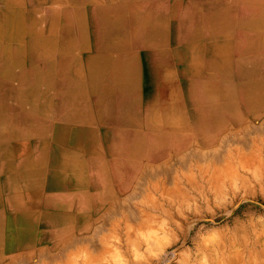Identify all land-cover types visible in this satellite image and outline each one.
Segmentation results:
<instances>
[{
  "label": "crops",
  "instance_id": "obj_1",
  "mask_svg": "<svg viewBox=\"0 0 264 264\" xmlns=\"http://www.w3.org/2000/svg\"><path fill=\"white\" fill-rule=\"evenodd\" d=\"M188 1L186 25L185 0H0V107L17 96L0 120V264L126 197L139 152L231 138L238 110H264V0ZM26 45L39 61L19 88Z\"/></svg>",
  "mask_w": 264,
  "mask_h": 264
},
{
  "label": "rangeland",
  "instance_id": "obj_2",
  "mask_svg": "<svg viewBox=\"0 0 264 264\" xmlns=\"http://www.w3.org/2000/svg\"><path fill=\"white\" fill-rule=\"evenodd\" d=\"M187 2L186 25L192 9ZM31 48L26 45L27 80L19 88H30L32 68L39 61L33 59ZM46 55L55 57L54 52ZM236 113L249 124V132L237 133L238 137L264 140V110ZM262 161L248 173V188L240 189L239 180L232 178L200 193L188 188L180 195L152 190L144 203L139 196L136 201L129 197L126 203L131 204L124 202L122 212L96 215L95 227L68 234L67 244L63 241L54 248L43 244L2 264H264V154Z\"/></svg>",
  "mask_w": 264,
  "mask_h": 264
},
{
  "label": "bare ground",
  "instance_id": "obj_3",
  "mask_svg": "<svg viewBox=\"0 0 264 264\" xmlns=\"http://www.w3.org/2000/svg\"><path fill=\"white\" fill-rule=\"evenodd\" d=\"M222 14H224V13H222ZM201 25H202V23H201ZM214 26H215V24H214ZM210 27H212V26H210ZM196 32H195V34H196ZM194 36H196V35H194ZM204 37H207V36L205 35ZM6 53H8V52H6ZM0 58H1V56H0ZM7 93H9V100H10L9 108H8V110H6L5 108L0 107V120H3V118L6 116L7 113H8V115H11L12 112H14V110L11 106V103L15 102L17 100L16 93L14 91H10ZM3 94H6V93L3 92ZM1 99L7 100L4 95H3V98H1ZM33 113H34V111H33ZM165 117H166V115H165ZM154 121H156V120H154ZM159 124L161 125V123H159ZM248 127H249V124H247L245 126H241L232 134L231 138H229L230 136H224V137H221L220 139H217V140L216 139H213V140L212 139H204V138H201L199 141H196V140H188L187 141L186 140L185 143L183 144V149H182L183 151L180 150L179 152L176 150H174L173 152L171 150H169L168 153H166L163 150L166 143H163V145H162L163 149H160V152L152 151V153H141V154L139 152L137 155V159L144 161V164H141L140 161L137 160V164L135 165V167H136L135 168V170H136L135 181L131 184L130 188H125V192L127 189V192H126L127 196L126 197H120L121 198L120 200H115V201L112 200V197H111L110 202H108V200H106L107 203H105L103 206L95 207V206H92L89 204V209H90L89 215H90V217L85 218V219L83 217L79 218L76 221H72L73 222L72 226L64 224L59 229H56V231L53 232L51 235V238H52L51 240H53V241L50 244H48L47 246H51L54 248V246H57L59 243L65 241L64 238L71 231H77L78 229L83 228L84 233H85V231L91 229L92 226L95 227L94 217L96 215L101 214L104 217V215L108 216L109 214H113L115 212L116 213L122 212V209H121V207L123 206L122 204L124 202L126 203L127 198L132 197L133 201H136L137 196H139V198H141L139 200V202H143V198H147L148 194H150V192L152 190L160 191L164 194H175V195L179 194L180 195L181 191L184 188H188L189 190H191L194 193H200V190L202 191L206 187H207L208 191H210V188H216L217 186L222 185V183L224 184L226 182H229L232 178H234V180H236V179L239 180V185H240L239 188L240 189L248 188V183L251 180V176L248 175V173L251 172V168L253 166H260L262 164L263 154H264V153H262L263 146H264V140H260V142H256V141H253L252 139L249 140V139H246L244 137H240V136L238 137L237 136V133H241V132H244L246 130L248 131ZM181 128H183V127H181ZM15 131H12L11 127H10V129L5 128V130L3 131L4 132L3 137L6 135L11 137L13 132L14 133L20 132V131H16V132ZM1 133H2V131H1ZM0 135H2V134H0ZM115 153H116V151H115ZM97 164H95V165H97ZM253 177H255V176H253ZM109 182H110V180H109ZM105 198H107V196ZM101 204H102V202H101ZM126 204H131V203L127 202ZM134 204H135L134 207L136 208L138 202H135ZM18 206L20 207L19 204H18ZM84 208L86 209V212H87L88 206H85ZM61 219H62V222H66L65 218H61ZM13 238L16 239V243L18 241H21L22 239L26 240L27 242L25 243L26 244L25 246L27 248H30V250L34 246L33 239H31L30 236L29 237L28 236L27 237L15 236ZM11 242H12V240L10 239L7 246ZM66 242L67 241H65L62 244H67ZM68 242H70V241H68ZM16 245H20V244L17 243ZM259 246H261V245H259ZM31 252H34V251H31ZM25 253H30V252H25ZM25 253H18L16 255H10L9 259H7V258L6 259L8 261H11L12 259L16 258L18 255L25 254ZM233 260L235 262V259H233ZM226 261H228V259H226L225 262ZM236 261H238V259H236Z\"/></svg>",
  "mask_w": 264,
  "mask_h": 264
}]
</instances>
